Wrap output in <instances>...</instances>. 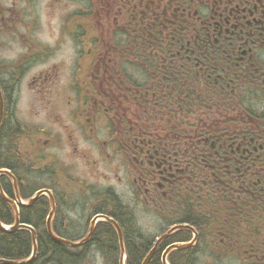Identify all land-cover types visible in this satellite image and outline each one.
<instances>
[{
  "label": "flooded vegetation",
  "instance_id": "flooded-vegetation-1",
  "mask_svg": "<svg viewBox=\"0 0 264 264\" xmlns=\"http://www.w3.org/2000/svg\"><path fill=\"white\" fill-rule=\"evenodd\" d=\"M74 1L80 7L67 18L88 21L81 34L90 31L91 44L74 40L73 77L65 89L57 73L39 88L48 96L58 86L75 126L60 125L41 141L57 148L72 144L90 170L105 164L107 184L72 175L65 166L69 184L77 183L80 198L90 196L86 186L110 193L96 207L111 208L116 216L110 195L121 208L152 210L164 220L210 212L224 229L220 244H244L242 259L264 264V220L261 237H253L254 217L264 211V0ZM111 36L117 45H110ZM122 69L129 77H122ZM120 84L131 95L135 84L151 88H138L131 98L120 92ZM155 84L164 88L169 111L181 112L187 98L210 108L205 121L191 123L193 136L154 129L128 110L131 99L139 104L155 96ZM79 140L87 152H78ZM123 184L128 197L118 192ZM57 189L60 201L64 191ZM72 213L66 217L84 218L89 227L91 211ZM65 229L70 236L73 225L61 222L58 230Z\"/></svg>",
  "mask_w": 264,
  "mask_h": 264
},
{
  "label": "trees",
  "instance_id": "trees-1",
  "mask_svg": "<svg viewBox=\"0 0 264 264\" xmlns=\"http://www.w3.org/2000/svg\"><path fill=\"white\" fill-rule=\"evenodd\" d=\"M11 10H6L0 6V20L3 21L5 17H10ZM17 14L19 15L20 12ZM21 18V16H19ZM12 21V18H10ZM73 28L71 30L74 34V28H81L86 26L87 21L83 17L76 16L73 20ZM70 22V21H68ZM13 34V32L11 33ZM90 31L88 33L82 32L77 36V40L84 44H91L89 39ZM74 36V35H73ZM112 44H116V36H111ZM110 38V39H111ZM114 40V41H113ZM25 48L31 52V58H22L16 63H11L8 66L12 67L15 76L7 70L4 64L0 63V76L5 75L7 78L0 77V91L3 100V116L0 126V170L6 169L12 176L15 177L18 193L23 201L29 200L35 192L41 189H49L52 191L56 203V214L52 222V231L55 235L76 242L83 237L82 232H86L87 226L84 218L76 219L74 217H66V214L73 215L75 210H83V213L90 212L95 215L98 212L114 218L118 223L124 242L125 248V264H141L145 256L153 247L154 238L145 235L139 226L133 213L128 210V207L121 208V202L113 199V206L118 208V216L112 212L111 208H102V212L97 210L96 205L99 203L98 199H102L104 195L110 193H102L101 191L93 189L91 186H86L88 199L80 198L77 184H69V178L64 167L56 168L53 166L54 161L51 155L42 153V146L38 145L40 137H42V130L36 127H29L20 124L14 119L15 111V90L19 83L20 75L26 67L37 60H45L49 50L46 46L34 44L30 39H26ZM90 42V43H89ZM48 49V50H47ZM51 53V52H50ZM119 58V57H117ZM117 60V59H116ZM123 70V69H122ZM115 77L116 74H114ZM129 77L128 74L122 71V77ZM120 82V81H119ZM119 90L123 95H128L133 98L135 91L138 88H151L148 84H135L130 87H135L132 95L128 90L126 84H120ZM154 88L159 91L155 96H149L139 104H126L128 110L134 114L140 115L142 121L148 122V125H154L153 128L157 130L167 129L168 131H178L181 134H190L193 136L195 132L191 128V123H198L205 121L208 115L209 107L203 101H193L187 98V103L181 102L180 107L184 109L181 112L177 110L169 111L166 105L170 103L169 99L163 96L164 88L161 85L155 84ZM153 88V89H154ZM139 90V89H138ZM135 101V100H134ZM133 103V104H132ZM223 103V102H217ZM200 105L203 108H197ZM183 112V113H182ZM210 117V115H208ZM223 118V117H222ZM157 125V127H156ZM206 133V131H205ZM209 134H211L209 132ZM59 180V185L55 184ZM0 186L4 195L10 199L15 200L14 188L11 179L6 175L0 176ZM61 188L64 193H61V200L58 201L57 193ZM85 196V195H84ZM92 200H91V199ZM87 200V201H85ZM85 201V202H84ZM100 204V203H99ZM65 205L71 208L63 209ZM126 205V204H125ZM50 210L49 200L45 196L39 197L29 206L19 207V222L24 225L32 227L36 235L37 253L35 260L30 264H93L95 256H99L104 264H118L119 247L117 235L114 228L105 222L99 223L93 231L92 238L85 244L79 247H68L64 244L51 239L46 231V219ZM59 215H64L62 219ZM120 217V218H118ZM264 220V211L259 212L255 217V226L253 229V237H261L262 228L261 222ZM67 223L73 225L72 234L66 236V229L60 232L58 225L60 223ZM0 223L5 226H11L14 223V212L12 207L0 196ZM215 217L210 212L196 213L184 212L179 213L178 217L173 220V224H188L198 234V240L190 248L179 249L171 252L168 255L169 264H249L247 260L242 259L241 250L245 249L246 245H224L219 240V232L224 229L215 224ZM218 228H216V226ZM66 237V238H65ZM191 239V234L188 231L181 230L175 232L172 236L164 240L156 253L151 257L147 264H162L161 254L164 249L172 243H184ZM97 240H100L98 242ZM242 241H244L242 239ZM236 246L239 248L237 249ZM32 251V238L27 230H17L14 232L0 231V259L8 261H23L30 257ZM237 258H233L235 256ZM233 256V257H232Z\"/></svg>",
  "mask_w": 264,
  "mask_h": 264
},
{
  "label": "rangeland",
  "instance_id": "rangeland-1",
  "mask_svg": "<svg viewBox=\"0 0 264 264\" xmlns=\"http://www.w3.org/2000/svg\"><path fill=\"white\" fill-rule=\"evenodd\" d=\"M0 6L11 7L10 17L0 20V63L7 65L6 68L11 70V74L15 76L9 64L16 63L26 54L31 58L30 50L25 49L26 39L48 47L51 52H47L45 60L36 59L35 63L27 67L25 65V70L16 85L14 119L22 125L40 127L54 134L60 131V125H66L64 128L75 126L69 123L71 111L64 107V102L68 99L67 97L61 99L62 95L57 91L58 86L57 88L52 86L48 96H43L39 87L45 77H53L54 73H57L62 83L60 87L65 89L64 84L73 77L74 38L67 33L64 17L77 10L80 5L74 0H0ZM0 77L7 78L4 74ZM57 119L61 123H58ZM76 147L78 152L88 150L81 140ZM46 153L54 156L62 167L67 166L72 175L87 178L89 182L96 184H107L104 182V174L107 173L105 164L96 171L88 169L85 163L74 155L72 144L63 142L58 148L48 149ZM68 169L66 168V171ZM115 183L109 180V184ZM118 192L128 197L129 193L124 184L118 188ZM136 214L138 224L145 235H155L158 232L160 224L155 222L151 214L145 213L142 209H138ZM93 264L104 263L99 256H95Z\"/></svg>",
  "mask_w": 264,
  "mask_h": 264
},
{
  "label": "water",
  "instance_id": "water-1",
  "mask_svg": "<svg viewBox=\"0 0 264 264\" xmlns=\"http://www.w3.org/2000/svg\"><path fill=\"white\" fill-rule=\"evenodd\" d=\"M2 111H3V101H2V96H1V92H0V125H1V120H2ZM1 174H7L8 176L11 177L12 179V182H13V186L15 188V197H16V200L18 202V204L20 206H28V205H31L35 200L38 199L39 196L41 195H47L49 197V201H50V212L48 214V217H47V220H46V230H47V233L48 235L55 241L57 242H60L62 244H65L67 246H70V247H77L81 244H83L84 242L87 241V239L91 236L92 234V231H93V227H94V224L95 222L97 221V219L99 218H102L106 221H109L117 230V234H118V238H119V243H120V250H121V256H120V261H119V264H124V260H123V256H124V249H123V245H122V237H121V232H120V229L119 227L117 226L116 222L112 219H109L108 217L106 216H96L95 218H93V220L91 221V225H90V230H89V234L86 236V238H84L83 240L77 242V243H74V242H70V241H67V240H64V239H60L58 237H56L53 233H52V230H51V220L54 216V212H55V204H54V200H53V197L51 195V193L48 191V190H40L38 191L27 203H22L19 196H18V192H17V188H16V181H15V178L6 170H0V175ZM0 196L7 202L9 203L13 210H14V216H15V222H14V225L10 226V227H5L2 223H0V231H3V232H14L16 230H20V229H25V230H28L30 231L31 233V236H32V256L27 259V260H24V261H20V262H14V261H6V260H0V264H29L30 262H32L35 258V255H36V251H37V246H36V242H35V238H36V235H35V232L34 230L28 226V225H24V224H20L19 223V214H18V207L17 205L7 199L1 188H0ZM176 229H188L187 226H175V227H172L171 229H169L165 234H163L158 240L157 242L155 243L153 249L148 253V255L146 256V258L144 259L143 263L142 264H147V262L149 261V259L153 256V254L155 253L156 249H157V246L158 244L166 237H168L172 232H174ZM195 234V237H194V240H196V233ZM193 241L189 244H173L171 246H169L167 248V250L163 253L162 255V262L163 264H167L166 263V257L168 255V253L172 250V249H175V248H186V247H189Z\"/></svg>",
  "mask_w": 264,
  "mask_h": 264
},
{
  "label": "bare ground",
  "instance_id": "bare-ground-1",
  "mask_svg": "<svg viewBox=\"0 0 264 264\" xmlns=\"http://www.w3.org/2000/svg\"><path fill=\"white\" fill-rule=\"evenodd\" d=\"M98 216H106V215L100 213ZM97 222H104V219L99 218V219H97ZM115 233H116V235H117V241H118V243H119L118 234H117V232H115ZM121 237H122V245L124 246L122 232H121ZM195 243H196V241H193V244H194V245H195ZM119 244H120V243H119Z\"/></svg>",
  "mask_w": 264,
  "mask_h": 264
}]
</instances>
